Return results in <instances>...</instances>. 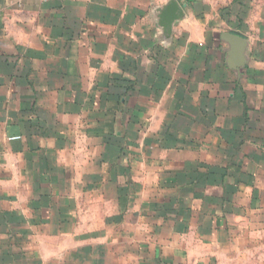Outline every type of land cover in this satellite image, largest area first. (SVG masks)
Wrapping results in <instances>:
<instances>
[{"label": "crops", "instance_id": "1", "mask_svg": "<svg viewBox=\"0 0 264 264\" xmlns=\"http://www.w3.org/2000/svg\"><path fill=\"white\" fill-rule=\"evenodd\" d=\"M169 1L0 0V264H264V0Z\"/></svg>", "mask_w": 264, "mask_h": 264}, {"label": "water", "instance_id": "2", "mask_svg": "<svg viewBox=\"0 0 264 264\" xmlns=\"http://www.w3.org/2000/svg\"><path fill=\"white\" fill-rule=\"evenodd\" d=\"M182 15V9L175 0H170L167 5L160 10V23L165 33H169L172 23Z\"/></svg>", "mask_w": 264, "mask_h": 264}, {"label": "built area", "instance_id": "3", "mask_svg": "<svg viewBox=\"0 0 264 264\" xmlns=\"http://www.w3.org/2000/svg\"><path fill=\"white\" fill-rule=\"evenodd\" d=\"M35 1L40 2V3H46V2H49V1H51V0H35ZM15 138H16V137H15Z\"/></svg>", "mask_w": 264, "mask_h": 264}]
</instances>
